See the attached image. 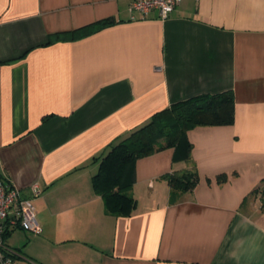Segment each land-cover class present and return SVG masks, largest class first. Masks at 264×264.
Here are the masks:
<instances>
[{
    "label": "crops",
    "instance_id": "obj_1",
    "mask_svg": "<svg viewBox=\"0 0 264 264\" xmlns=\"http://www.w3.org/2000/svg\"><path fill=\"white\" fill-rule=\"evenodd\" d=\"M131 1L0 0V179L41 228L10 227L5 249L13 264H264V0H180L164 20ZM229 90L233 123L189 130L191 162L136 160L135 211L107 214L92 178L109 144ZM193 165L169 203L164 177Z\"/></svg>",
    "mask_w": 264,
    "mask_h": 264
},
{
    "label": "trees",
    "instance_id": "obj_2",
    "mask_svg": "<svg viewBox=\"0 0 264 264\" xmlns=\"http://www.w3.org/2000/svg\"><path fill=\"white\" fill-rule=\"evenodd\" d=\"M111 22V19L100 20L70 32L57 33L49 41L78 38ZM233 119L231 90L205 94L171 104L141 126L110 143L92 178L94 192L101 197L105 212L126 217L135 211L136 200L129 189L135 182L136 160L165 148H173V162H191L188 131L199 126L231 125ZM164 178L169 187V203H175L198 182L194 165L183 171H173ZM225 179L224 174L217 177L218 182Z\"/></svg>",
    "mask_w": 264,
    "mask_h": 264
},
{
    "label": "built area",
    "instance_id": "obj_3",
    "mask_svg": "<svg viewBox=\"0 0 264 264\" xmlns=\"http://www.w3.org/2000/svg\"><path fill=\"white\" fill-rule=\"evenodd\" d=\"M179 2L180 0H132L129 11L142 16L156 11L157 17L164 20L171 15ZM10 227L35 234L41 231L31 201L22 198L17 188L0 179V264H13V258L4 245V237Z\"/></svg>",
    "mask_w": 264,
    "mask_h": 264
}]
</instances>
